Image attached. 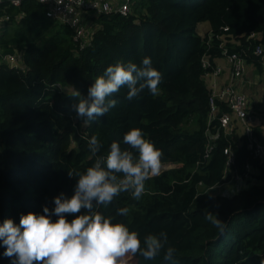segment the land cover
Listing matches in <instances>:
<instances>
[{
  "label": "trees",
  "instance_id": "trees-1",
  "mask_svg": "<svg viewBox=\"0 0 264 264\" xmlns=\"http://www.w3.org/2000/svg\"><path fill=\"white\" fill-rule=\"evenodd\" d=\"M130 7L126 15L94 16L90 41L80 46L71 28L46 16L45 4L2 0L0 16L9 20L0 28V51L20 52L25 68L0 64V224L9 218L19 224L22 215L41 214L45 205L54 209L61 192L71 196L77 180L68 171L83 173L94 162L87 143L93 135L106 156L113 141L124 146V135L139 127L163 150L162 166H170L146 182L139 200L122 193L98 210L115 215L127 208V217L117 220L142 238L165 231L177 250L174 264H264V163L249 150L243 130L236 133L235 122L213 142L205 134L231 113L215 100L217 118L209 124L206 74L224 51L264 77L263 60L254 54L260 46L264 55V0H130ZM199 24L207 26L203 35ZM251 33L257 38L248 39ZM145 57L162 74L157 95L145 89L128 100L122 87L106 115L76 117L73 93L83 99L108 66L139 65ZM250 131L254 138L264 135L260 125ZM234 177L242 186L221 191ZM210 212L225 223L222 234L205 219ZM5 250L0 246V264H12ZM128 264L173 261L137 255Z\"/></svg>",
  "mask_w": 264,
  "mask_h": 264
},
{
  "label": "clouds",
  "instance_id": "clouds-1",
  "mask_svg": "<svg viewBox=\"0 0 264 264\" xmlns=\"http://www.w3.org/2000/svg\"><path fill=\"white\" fill-rule=\"evenodd\" d=\"M162 74L145 57L138 65L128 61L108 66L78 99L72 110L78 119L94 120L106 115L117 104L110 99L122 87H127L126 99L132 100L147 89L158 94ZM95 157L86 171H68L76 178L74 193L61 192L54 199V209L44 206L43 212L21 216L19 224L9 218L0 224V246L12 264H128L137 255L145 260L173 261L176 249L168 246L165 231L147 234L143 238L117 217H127L128 209L118 208L115 215L99 211L107 208L122 193L139 200L148 180L162 170L163 150L144 135L139 127L131 128L123 137V145L113 141L107 155L99 154L101 142L93 135L87 140ZM53 216L57 219L53 220ZM74 218L69 220L68 217ZM219 215L207 213L205 219L222 234L225 223Z\"/></svg>",
  "mask_w": 264,
  "mask_h": 264
},
{
  "label": "built area",
  "instance_id": "built-area-1",
  "mask_svg": "<svg viewBox=\"0 0 264 264\" xmlns=\"http://www.w3.org/2000/svg\"><path fill=\"white\" fill-rule=\"evenodd\" d=\"M45 4L47 17L58 21L61 24L67 25L74 32L75 40L80 42V46H84L90 41V37L94 30V24L91 19L99 14H111L120 13L126 15L130 12V0H38ZM11 5L19 6L21 0H9ZM2 0H0V4ZM20 14L16 15L18 20ZM9 20V15L0 16V28L4 25V22ZM248 39H256L257 35L253 33L249 34ZM224 59L227 62L230 69V82L223 85L218 81L223 73V66L216 65L213 67L211 72L206 74V80L208 88L210 89V113H209V124L212 120L217 118V108L214 104L215 100H220L227 103L230 108V114H222L218 117V125L215 131L209 129L206 130V136L209 142H213L219 136L221 128L232 129L230 124L233 122L240 124L243 128V132L249 138L248 148L253 152L255 156L261 159L264 163V135L261 138H254L250 127L252 117L250 112L249 99L241 90L234 88V81H239L241 76L246 72V61L235 54H228L224 51ZM254 54L263 60L264 68V55L263 50L260 46H256ZM23 56L20 52L13 51L11 53H4L0 51V64H6L10 69L15 71L24 70L25 66L23 63ZM205 67L208 66L207 60L203 61ZM250 112V113H249ZM253 122V121H252ZM263 125V124H262ZM263 138V139H262ZM224 153L229 155L227 150ZM232 161L230 156L229 162Z\"/></svg>",
  "mask_w": 264,
  "mask_h": 264
},
{
  "label": "crops",
  "instance_id": "crops-1",
  "mask_svg": "<svg viewBox=\"0 0 264 264\" xmlns=\"http://www.w3.org/2000/svg\"><path fill=\"white\" fill-rule=\"evenodd\" d=\"M115 1L119 2L120 0H115ZM203 26L205 28L207 27L205 24H199L198 29ZM216 62L219 65L223 66V73L218 81L222 84L230 82V76H229L230 69L225 59L219 58V59H216ZM260 79H262L261 75L257 73V71L254 70V68L250 64L249 65L247 64L245 75H242L239 81L237 80L233 82L234 86L236 85L239 89L241 88L242 91L247 94L246 96H248L249 101L253 103V106L250 107V112L251 111L253 112L252 115L254 116V118L252 117V121L254 122V126H259V123L262 124V122H260L261 121L260 116H257L258 111L262 110L261 100H260V97H258L260 95V92L258 89L261 84L259 82ZM250 87H252V89L253 87H255V89H253L254 91L251 92L252 94L249 92V90H247V88H250ZM251 97H252V100H251ZM168 166L170 165H164L163 167L167 168ZM164 168H162V170Z\"/></svg>",
  "mask_w": 264,
  "mask_h": 264
},
{
  "label": "rangeland",
  "instance_id": "rangeland-1",
  "mask_svg": "<svg viewBox=\"0 0 264 264\" xmlns=\"http://www.w3.org/2000/svg\"><path fill=\"white\" fill-rule=\"evenodd\" d=\"M207 30V28H205L204 26L203 27H200L199 28V31H200V33H201V35H203V34H205V31ZM246 73V72H245ZM245 73H244V75H245ZM262 79H260L259 80V82L261 83L260 84V86H259V92H260V95L258 96V97H260V100H261V105H262V109H264V77H261ZM221 85H223V84H225V83H220ZM250 84V83H249ZM251 85V84H250ZM234 88L235 89H237V90H241V92H243L242 91V89L240 88H238L236 85L234 86ZM253 89H255V87H253ZM252 89V87H250V88H247V90H249V92L251 93V92H253L254 90ZM244 93V92H243ZM245 94V96L247 95L246 93H244ZM252 94V93H251ZM253 97V96H252ZM252 97H251V100H252ZM247 98H248V96H247ZM249 99V98H248ZM260 100H259V102H260ZM249 104H250V106H253V103L251 102V101H249ZM262 111H260V113H261ZM250 113V112H249ZM253 112L251 111V114H252ZM232 121L234 122V121H236L237 122V120L236 119H234V118H232ZM261 122V121H260ZM254 125V122H252L251 121V125ZM259 125H260V128L262 129V131H264V124L262 125V124H260L259 123ZM233 126H235V130H237V134H240V133H242V131H241V125L239 124L238 126H237V124H233ZM243 128V127H242ZM243 130H244V128H243ZM264 138V137H263ZM262 138V139H263ZM264 161V160H263ZM162 168H164L163 166H162ZM162 171V170H161ZM232 183L233 184H235V187H236V190L237 189H239L242 185H241V183L239 182V180L236 178V177H234L233 178V181H230L228 184H226V185H224V186H222L221 187V191H223L222 189H224V188H228L230 185H232Z\"/></svg>",
  "mask_w": 264,
  "mask_h": 264
}]
</instances>
